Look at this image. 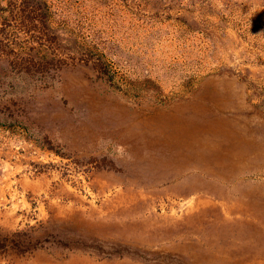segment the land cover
<instances>
[{
	"label": "rangeland",
	"instance_id": "1",
	"mask_svg": "<svg viewBox=\"0 0 264 264\" xmlns=\"http://www.w3.org/2000/svg\"><path fill=\"white\" fill-rule=\"evenodd\" d=\"M0 264H264V0H0Z\"/></svg>",
	"mask_w": 264,
	"mask_h": 264
}]
</instances>
